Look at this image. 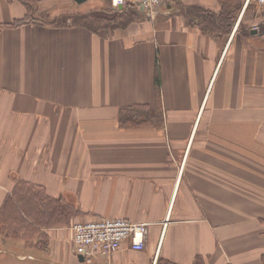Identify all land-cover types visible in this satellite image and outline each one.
<instances>
[{"label": "crops", "instance_id": "obj_1", "mask_svg": "<svg viewBox=\"0 0 264 264\" xmlns=\"http://www.w3.org/2000/svg\"><path fill=\"white\" fill-rule=\"evenodd\" d=\"M227 3L130 5L93 32L3 27L26 9L0 0V208L23 183L70 202L72 223L147 224L142 250L82 261L70 225L0 235V264H264V7Z\"/></svg>", "mask_w": 264, "mask_h": 264}, {"label": "trees", "instance_id": "obj_2", "mask_svg": "<svg viewBox=\"0 0 264 264\" xmlns=\"http://www.w3.org/2000/svg\"><path fill=\"white\" fill-rule=\"evenodd\" d=\"M26 9V15L21 20H16L3 27H14L29 22L35 14V5L38 0H17ZM223 10L229 7L227 0H220ZM113 11V10H112ZM132 12L110 14L90 12L88 14L71 16L73 26L82 25L84 28L96 32L100 29H115L124 27L132 21ZM60 20V21H58ZM56 21L66 23L60 17ZM155 87L158 92L160 87L158 70L156 69ZM146 114L142 108H132L121 113L119 119L134 125L136 119H144ZM77 216L76 208L62 199H53L44 194L40 189H33L26 184L16 183L11 195L7 196L0 208V235L4 238H20L26 245L33 244V237L39 234V228H52L71 225V220Z\"/></svg>", "mask_w": 264, "mask_h": 264}, {"label": "built area", "instance_id": "obj_3", "mask_svg": "<svg viewBox=\"0 0 264 264\" xmlns=\"http://www.w3.org/2000/svg\"><path fill=\"white\" fill-rule=\"evenodd\" d=\"M162 0H109L113 9L134 5L143 7L150 13ZM264 7V0H252ZM71 241L75 251L83 258L96 255H108L128 243L134 251L144 248L147 233L146 223H134L122 218H96L87 221L73 222L69 226Z\"/></svg>", "mask_w": 264, "mask_h": 264}, {"label": "rangeland", "instance_id": "obj_4", "mask_svg": "<svg viewBox=\"0 0 264 264\" xmlns=\"http://www.w3.org/2000/svg\"><path fill=\"white\" fill-rule=\"evenodd\" d=\"M102 4L97 3V5L94 6V3H85L81 5L80 7L77 5H74L71 0H38L36 1L35 5V16L38 17L40 21H44L45 23H49L50 20L53 17V21L58 19L59 17L64 18L65 21L70 22L71 19H69L71 16L83 13L90 12V10L93 11L94 8L98 9L97 12L100 14H110L112 13V7L110 6V3L108 0H101ZM40 2L42 3L39 7ZM125 10H128V6L124 7ZM117 12L118 10H113ZM69 19V20H67ZM60 21V20H58ZM58 21L52 23L53 25L60 24ZM57 23V24H56ZM79 27H83L82 25H77ZM8 239V238H7ZM11 239V238H10ZM20 241L23 239L18 238ZM23 243L24 240L22 241ZM26 245V244H25Z\"/></svg>", "mask_w": 264, "mask_h": 264}, {"label": "water", "instance_id": "obj_5", "mask_svg": "<svg viewBox=\"0 0 264 264\" xmlns=\"http://www.w3.org/2000/svg\"><path fill=\"white\" fill-rule=\"evenodd\" d=\"M76 3H81V2H83V1H85V0H74ZM141 9H142V7H141ZM79 260L80 261H82L83 260V258L81 257V256H79Z\"/></svg>", "mask_w": 264, "mask_h": 264}]
</instances>
